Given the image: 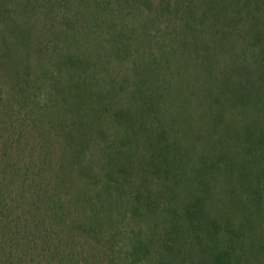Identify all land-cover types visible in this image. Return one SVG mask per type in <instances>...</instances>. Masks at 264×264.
<instances>
[{
    "label": "trees",
    "instance_id": "16d2710c",
    "mask_svg": "<svg viewBox=\"0 0 264 264\" xmlns=\"http://www.w3.org/2000/svg\"><path fill=\"white\" fill-rule=\"evenodd\" d=\"M0 264H264V0H0Z\"/></svg>",
    "mask_w": 264,
    "mask_h": 264
}]
</instances>
